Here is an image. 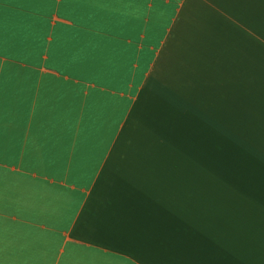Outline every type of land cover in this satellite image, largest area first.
Returning <instances> with one entry per match:
<instances>
[{
	"label": "crops",
	"instance_id": "obj_1",
	"mask_svg": "<svg viewBox=\"0 0 264 264\" xmlns=\"http://www.w3.org/2000/svg\"><path fill=\"white\" fill-rule=\"evenodd\" d=\"M0 264H264V0H0Z\"/></svg>",
	"mask_w": 264,
	"mask_h": 264
}]
</instances>
